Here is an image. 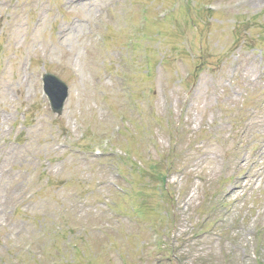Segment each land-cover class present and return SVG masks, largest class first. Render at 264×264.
<instances>
[{"label":"rangeland","instance_id":"1","mask_svg":"<svg viewBox=\"0 0 264 264\" xmlns=\"http://www.w3.org/2000/svg\"><path fill=\"white\" fill-rule=\"evenodd\" d=\"M43 71L70 86L62 116ZM243 116L255 133L237 134ZM128 149L142 168L181 158L165 199L153 167L133 192ZM170 249L166 264H264V0H0V264Z\"/></svg>","mask_w":264,"mask_h":264},{"label":"water","instance_id":"2","mask_svg":"<svg viewBox=\"0 0 264 264\" xmlns=\"http://www.w3.org/2000/svg\"><path fill=\"white\" fill-rule=\"evenodd\" d=\"M54 81H55L57 84H59L56 80H54ZM62 87H63V91H65V90H66L65 87H64V86H62ZM59 109H60V108H58V107L56 108V110L60 111Z\"/></svg>","mask_w":264,"mask_h":264},{"label":"bare ground","instance_id":"3","mask_svg":"<svg viewBox=\"0 0 264 264\" xmlns=\"http://www.w3.org/2000/svg\"><path fill=\"white\" fill-rule=\"evenodd\" d=\"M260 1H263V0H260Z\"/></svg>","mask_w":264,"mask_h":264}]
</instances>
